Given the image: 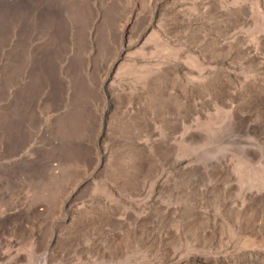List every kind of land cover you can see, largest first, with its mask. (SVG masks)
Instances as JSON below:
<instances>
[{
    "label": "rangeland",
    "instance_id": "obj_1",
    "mask_svg": "<svg viewBox=\"0 0 264 264\" xmlns=\"http://www.w3.org/2000/svg\"><path fill=\"white\" fill-rule=\"evenodd\" d=\"M26 1L0 264H264V0Z\"/></svg>",
    "mask_w": 264,
    "mask_h": 264
},
{
    "label": "bare ground",
    "instance_id": "obj_2",
    "mask_svg": "<svg viewBox=\"0 0 264 264\" xmlns=\"http://www.w3.org/2000/svg\"><path fill=\"white\" fill-rule=\"evenodd\" d=\"M26 0H0V12L5 9V4H9L12 8H29ZM3 14V13H2ZM3 187L0 185V195L3 194Z\"/></svg>",
    "mask_w": 264,
    "mask_h": 264
}]
</instances>
